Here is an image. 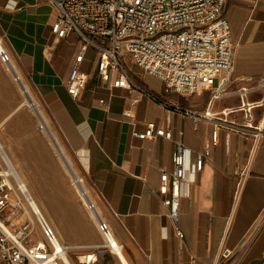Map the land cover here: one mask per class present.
I'll return each instance as SVG.
<instances>
[{
  "label": "crops",
  "instance_id": "1",
  "mask_svg": "<svg viewBox=\"0 0 264 264\" xmlns=\"http://www.w3.org/2000/svg\"><path fill=\"white\" fill-rule=\"evenodd\" d=\"M222 14L233 47L224 97L212 99L206 90L191 95L165 92L160 80L143 74L126 54L120 60L139 89H113V74L101 78L98 55L87 48L79 68L86 81L73 99L65 82L80 50L78 36L70 32L57 38L51 33L57 12L48 0H0L2 42L120 245L118 256L105 253L94 264H264V134L256 140L220 128L218 144L210 148L189 196L180 200L183 238L175 236L157 192L160 172L171 169L175 143L188 148L191 156L209 145L215 122L199 119L194 130L190 116L221 118L222 111L235 109L223 119L240 125L244 120L239 110L259 99V92L247 94L241 108L235 91L264 76V0H228ZM17 96L0 66L2 135L43 215L63 244L100 243L62 162L46 138L32 132L34 119L17 109ZM251 113L253 124L264 130V108ZM148 122L170 132V139H137L133 133L142 132ZM224 250L229 251L227 258L221 256ZM93 252L69 251L66 260L83 264Z\"/></svg>",
  "mask_w": 264,
  "mask_h": 264
},
{
  "label": "built area",
  "instance_id": "2",
  "mask_svg": "<svg viewBox=\"0 0 264 264\" xmlns=\"http://www.w3.org/2000/svg\"><path fill=\"white\" fill-rule=\"evenodd\" d=\"M228 0H48L57 12L50 29L57 38L73 32L81 42L65 82V89L77 98L86 81L80 72L83 52L92 48L98 55L97 72L101 78L112 73L110 87L139 89L132 83L120 60L124 52L143 74L156 77L165 92L191 95L210 91L211 98L224 97L232 69L233 47L230 30L222 11ZM0 66L20 97V106L34 119V129L53 148L62 162L68 183L75 196L95 223L100 243L66 245L60 242L37 204L27 183L8 158L0 140V264H64L69 251L88 249L85 263L94 264L105 253L119 255L117 243L107 222L99 213L85 178L61 154L52 135V128L42 103L24 80L17 63L0 37ZM141 90V89H140ZM142 94L147 95L143 90ZM259 92V99L242 110L244 123H227L223 118L236 110L221 112V118L204 114L192 117V128L199 119L215 122L209 145L191 156L188 148L175 143L170 156L171 169L161 171L157 192L162 196L166 218L177 238H183L178 227L179 204L187 198L203 163L210 157V148L218 144L219 130L224 128L245 137H258L264 130L253 124L251 110L264 108V76L255 79L248 88L235 91L243 105V96ZM98 103L106 105L105 100ZM252 105H256L252 107ZM129 117L128 112H123ZM139 139L156 137L170 139L168 131L148 122ZM60 142V141H59ZM222 258L229 256L224 250Z\"/></svg>",
  "mask_w": 264,
  "mask_h": 264
},
{
  "label": "rangeland",
  "instance_id": "3",
  "mask_svg": "<svg viewBox=\"0 0 264 264\" xmlns=\"http://www.w3.org/2000/svg\"><path fill=\"white\" fill-rule=\"evenodd\" d=\"M124 54H125V53L122 52V55H124ZM123 62L126 64L127 67L129 66L128 58H127L126 56L123 57ZM130 63L133 65V63H132L131 61H130ZM133 66H134V65H133ZM17 98H18V103H17V106H16L17 109H18V110H22V111H24V112L27 114L28 112L26 111L25 108L19 107L21 101H20V97H19V96H17ZM27 115H28V114H27ZM28 116H29V115H28ZM29 118L31 119L30 116H29ZM31 121H32V120H31ZM32 132L36 133V131H35V129H34V123H33V121H32ZM57 137H58V136H57ZM0 140H1V142H2V144H3V146H4V148H5V151H6V154H7L8 158L10 159V161L12 162V164L14 165V167L16 168V170L18 171V173H19V175L21 176V178L26 182V180L24 179V177L22 176L21 172L19 171V169H18V167H17V165H16V162H15L13 156H12V153H11V150H10V143L7 142L6 140H4V138H3V135H2V125H1V124H0ZM45 144H46V143H45ZM52 151H53V150H52ZM69 158H70V157H69ZM69 160H70V162L72 163L71 159H69ZM41 210H42V209H41ZM70 258H71V260H75L74 256H71V255H70Z\"/></svg>",
  "mask_w": 264,
  "mask_h": 264
},
{
  "label": "bare ground",
  "instance_id": "4",
  "mask_svg": "<svg viewBox=\"0 0 264 264\" xmlns=\"http://www.w3.org/2000/svg\"><path fill=\"white\" fill-rule=\"evenodd\" d=\"M52 135H53L54 140L58 143V146H59V148H60L61 154L64 155V156L67 158V156L65 155V152H64V150H63V148H62V146H61V144H60L58 138L55 136L53 130H52ZM67 159H68V158H67ZM68 160H69V159H68ZM66 259H67V257L64 258V264H71L70 261H69V260H66Z\"/></svg>",
  "mask_w": 264,
  "mask_h": 264
}]
</instances>
